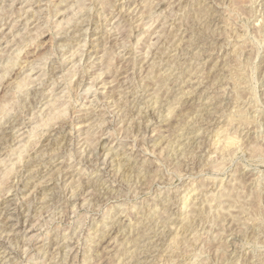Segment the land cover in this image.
<instances>
[{"label":"rangeland","instance_id":"374dc122","mask_svg":"<svg viewBox=\"0 0 264 264\" xmlns=\"http://www.w3.org/2000/svg\"><path fill=\"white\" fill-rule=\"evenodd\" d=\"M0 3V264H264V0Z\"/></svg>","mask_w":264,"mask_h":264},{"label":"bare ground","instance_id":"6f19581e","mask_svg":"<svg viewBox=\"0 0 264 264\" xmlns=\"http://www.w3.org/2000/svg\"><path fill=\"white\" fill-rule=\"evenodd\" d=\"M30 1V0H29ZM250 1V0H249ZM254 2V1H253ZM259 2V1H258ZM1 4V3H0ZM55 5V4H54ZM87 10V9H86ZM57 13V12H56ZM67 20V19H66ZM256 23V22H255ZM59 24V23H58ZM120 24V23H119ZM263 29V28H262ZM16 32V31H15ZM19 38V37H18ZM83 44V43H82ZM79 46V45H78ZM241 46V45H240ZM168 54V53H167ZM11 60V59H10ZM2 64V63H1ZM41 66V65H40ZM22 68V67H21ZM38 69V68H37ZM6 72V71H5ZM143 73V72H142ZM29 75V74H28ZM52 76V75H51ZM98 76V75H97ZM68 78V77H67ZM87 78V77H86ZM59 94V93H58ZM141 96V95H140ZM36 97V96H35ZM57 99V98H56ZM58 100V99H57ZM40 101V100H39ZM56 102V101H55ZM65 102V101H64ZM27 103V102H26ZM111 103V102H110ZM67 104V103H66ZM36 105V104H35ZM46 105V104H45ZM60 108V107H59ZM106 108V107H105ZM54 111V110H53ZM44 113V112H43ZM65 114V113H64ZM48 116V115H47ZM98 116V115H97ZM42 119V118H41ZM47 119V118H46ZM49 119V118H48ZM51 119V118H50ZM105 120V119H104ZM241 120V119H240ZM30 121V120H29ZM239 121V120H238ZM229 122V121H228ZM241 122V121H240ZM247 122V121H246ZM239 123V122H238ZM229 124V123H228ZM90 129V128H89ZM230 133V132H229ZM229 137V136H228ZM78 138V137H77ZM230 138V137H229ZM228 138V139H229ZM223 140H225V139H223ZM222 140V141H223ZM235 140V139H234ZM238 140V139H237ZM23 142V141H22ZM235 143L236 141H233V139H231L230 138V140L227 142V145L228 144H231V143ZM223 143V142H222ZM83 144V143H82ZM220 144V143H219ZM226 145V144H225ZM225 145L223 146V147H225ZM232 146V145H231ZM236 146V145H235ZM230 147V146H229ZM233 147V146H232ZM43 150V149H42ZM13 151V150H12ZM58 153V152H57ZM36 155V154H35ZM17 159V158H16ZM3 162V161H2ZM7 162V161H6ZM21 162V161H20ZM3 165V164H2ZM25 165V164H24ZM10 167V166H9ZM2 168H4V167H2ZM25 168V167H24ZM57 172V171H56ZM96 172V171H95ZM33 174V173H32ZM19 177H21V176H19ZM22 178V177H21ZM19 179V178H18ZM92 179V178H91ZM20 181V180H19ZM17 185V184H16ZM91 185V184H90ZM38 186V185H37ZM8 195V194H7ZM9 196V195H8ZM12 200H14V199H12V198H8V197H6V198H4V199H1V204L3 203L4 204V208H6V210H9V211H15L16 210V206H14V203L12 202ZM1 204H0V206H1ZM48 204V203H47ZM75 205V204H74ZM3 206V205H2ZM13 206V207H12ZM22 206V205H21ZM24 211V210H23ZM23 211H15L14 213H16L17 214V217L19 216V217H23L24 218V221L23 222H21V223H24L26 220L28 221V218H27V216H28V214H23ZM8 213V212H7ZM10 213V212H9ZM26 213V212H25ZM11 214V213H10ZM15 215V214H14ZM29 217V216H28ZM8 219V218H7ZM5 220V219H4ZM20 220V219H19ZM19 220H17L16 222H18ZM3 222V221H2ZM8 224V223H7ZM6 224V225H7ZM16 224V226H17V223H15ZM2 225H4V224H2ZM15 226V225H14ZM12 227V226H11ZM30 228V227H29ZM6 237V236H5ZM10 238V237H9ZM66 238V237H65ZM5 238H0V244H2V243H4L3 241H5L4 240ZM264 242V241H263ZM127 243V242H126ZM10 248V247H9ZM72 248V247H71ZM27 249V248H26ZM3 251L4 252H7L6 253V258H8V260L11 258V256H9V254H10V251H6V249H3ZM25 252V251H24ZM264 254V253H263ZM45 255V254H44ZM262 255V254H261Z\"/></svg>","mask_w":264,"mask_h":264}]
</instances>
